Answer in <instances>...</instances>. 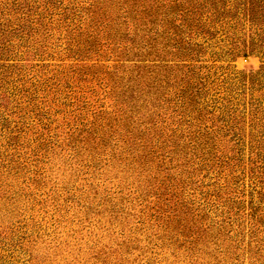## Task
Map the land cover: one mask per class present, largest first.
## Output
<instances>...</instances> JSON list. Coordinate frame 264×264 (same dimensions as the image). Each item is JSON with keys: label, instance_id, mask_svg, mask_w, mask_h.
I'll list each match as a JSON object with an SVG mask.
<instances>
[{"label": "trees", "instance_id": "1", "mask_svg": "<svg viewBox=\"0 0 264 264\" xmlns=\"http://www.w3.org/2000/svg\"><path fill=\"white\" fill-rule=\"evenodd\" d=\"M64 1L0 0V149L6 140L0 156L10 148L15 151L6 156L8 163L0 158V169L17 176L33 172L31 180L39 186L43 165L61 147V136L53 133L51 122H45L37 110L31 112L41 130L25 125V120L32 119L27 117V108L34 95L47 85L44 89L33 86L34 93H29L20 80L26 68L21 63L29 56L42 57V49L55 37L53 32L64 30L65 50L77 62L70 67L65 87L70 80L83 82L91 77L90 83L96 80L107 89L106 97L114 103L111 112L100 110L91 121L78 115L72 124L68 122L63 143L77 156L87 153V173L94 174L103 164L120 163L144 177V196L154 198L144 210L148 209L157 230L166 233L162 239L191 254L204 252L201 246L213 242V227L186 200L187 188L201 170H228L233 185L238 186L241 178L235 173L246 158L258 179L251 196L258 194L264 203V98L251 97L249 110L240 112L230 100L231 106L224 105L216 115V108L210 109L203 98L204 85L193 63L202 48L196 39L212 36L211 27L220 21L238 18L255 26L256 32L249 45L245 40L241 48L233 44L228 55L235 58L256 52L264 60V0H234L231 7L226 0ZM61 39V34L56 37L57 42ZM107 49L112 56L106 60L113 59L111 67L99 64L109 56ZM166 54L181 62H167ZM93 60L95 64L87 65ZM241 84L251 92L264 89V63L249 78L244 76ZM60 85L61 79L50 89L58 91ZM23 103L27 106L22 107ZM4 113L18 118L12 128ZM226 138L225 145L219 143ZM23 149L29 158L21 164ZM24 163L29 165L27 172L21 169ZM250 211L248 216L264 226L261 206ZM254 224L252 235L260 232Z\"/></svg>", "mask_w": 264, "mask_h": 264}, {"label": "rangeland", "instance_id": "2", "mask_svg": "<svg viewBox=\"0 0 264 264\" xmlns=\"http://www.w3.org/2000/svg\"><path fill=\"white\" fill-rule=\"evenodd\" d=\"M226 1L229 7L235 2ZM211 30L213 35L206 39L197 37L196 42L202 48L193 59L204 85L203 98L210 109L216 108V115L224 105L231 106L230 100L238 112L247 111L253 102L250 98H264V89L251 92L242 86L241 80L259 70L264 60L256 52L235 58L227 52L233 44L241 48L243 40L249 45L256 27L244 20L239 22L238 18H227ZM53 33L55 37L50 38L48 48L42 49V57L29 56L21 63L26 68L20 83L25 84L29 93H34L33 86L44 89L47 85L45 91L39 89L34 95V104L27 108V117L32 119L25 120V125L41 130L31 112L37 110L45 122H51L53 133L61 136L62 143L43 165L39 186L31 180L35 177L33 172H19L17 176L0 169V264H264V232H261L264 226L248 216L250 207L258 205L264 214V203L259 202L258 194L251 196L258 179L248 159L235 173L241 178L238 186L233 185L228 170L219 173L201 170L194 183L189 184L186 200L193 202L194 209L213 227V242L201 246L204 252L193 254L177 248L167 238L162 239L161 235L166 233L157 230L148 209L144 210L146 203L154 202L152 194L144 196V177L120 163L103 164L94 174L91 170L85 172L87 153L77 156L63 143L69 131L66 124H72L78 115L86 122L93 120L100 110L111 112L114 101L106 97L109 91L100 88L96 80L90 83L91 77L83 82L70 80L69 87H65L70 67L77 62L65 50L64 30L58 42L59 32ZM35 40L40 41L41 37L35 36ZM106 55L109 56L99 64L111 67L113 59L106 60L112 56L108 49ZM164 59L169 63L181 62L168 54ZM86 63L91 66L95 61ZM51 78L56 79L48 80ZM59 79V90L50 89ZM92 91L96 94H91ZM25 106L23 103L22 107ZM4 117L11 122L10 128L18 120L6 113ZM249 118L246 113L245 120L249 122ZM244 131L248 140V125ZM227 139L219 143L225 145ZM2 145L0 150L4 152L5 138ZM25 151L21 150V164L27 161L24 158H29ZM13 152L10 148L0 158L8 163L6 156ZM24 165H20L21 169L27 172L29 165ZM254 223L260 228L256 235H252Z\"/></svg>", "mask_w": 264, "mask_h": 264}]
</instances>
